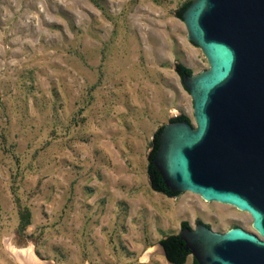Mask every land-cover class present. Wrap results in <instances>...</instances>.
<instances>
[{"label": "rangeland", "instance_id": "1", "mask_svg": "<svg viewBox=\"0 0 264 264\" xmlns=\"http://www.w3.org/2000/svg\"><path fill=\"white\" fill-rule=\"evenodd\" d=\"M188 1L0 0V264H170L160 241L184 221L256 232L233 205L150 184L158 129L195 122L177 63L209 68Z\"/></svg>", "mask_w": 264, "mask_h": 264}, {"label": "water", "instance_id": "2", "mask_svg": "<svg viewBox=\"0 0 264 264\" xmlns=\"http://www.w3.org/2000/svg\"><path fill=\"white\" fill-rule=\"evenodd\" d=\"M183 22L209 68L183 76L195 122L162 124L154 164L171 191L253 218L256 232L182 227L199 264H264V0H192Z\"/></svg>", "mask_w": 264, "mask_h": 264}, {"label": "trees", "instance_id": "3", "mask_svg": "<svg viewBox=\"0 0 264 264\" xmlns=\"http://www.w3.org/2000/svg\"><path fill=\"white\" fill-rule=\"evenodd\" d=\"M192 0L188 1L178 12L177 15L180 18H183V13L186 8L191 4ZM176 71L179 73L181 78L185 74H193L191 68L187 67L182 63H177ZM188 120L191 122V119L186 114H181L170 119V121L178 120ZM163 127L161 126L155 134L153 139V149L149 154V164H148V174L150 178L151 187L157 191L162 192L168 196H174L179 192L171 191L165 184L163 177L159 169L154 164V159L157 154L158 148L160 146L159 134L162 131ZM200 222V221H199ZM210 226L209 224H207ZM182 227L192 228L187 221L182 222ZM160 244L162 245L166 258L174 264H185L188 256L191 254L190 249L187 247L186 242L179 236V234H172L163 239H161ZM195 264H199L196 259L194 260Z\"/></svg>", "mask_w": 264, "mask_h": 264}, {"label": "bare ground", "instance_id": "4", "mask_svg": "<svg viewBox=\"0 0 264 264\" xmlns=\"http://www.w3.org/2000/svg\"><path fill=\"white\" fill-rule=\"evenodd\" d=\"M237 208V207H236ZM240 210V209H239ZM253 219V218H252Z\"/></svg>", "mask_w": 264, "mask_h": 264}, {"label": "flooded vegetation", "instance_id": "5", "mask_svg": "<svg viewBox=\"0 0 264 264\" xmlns=\"http://www.w3.org/2000/svg\"><path fill=\"white\" fill-rule=\"evenodd\" d=\"M238 226V225H237Z\"/></svg>", "mask_w": 264, "mask_h": 264}]
</instances>
